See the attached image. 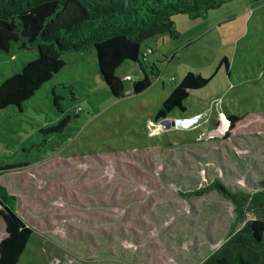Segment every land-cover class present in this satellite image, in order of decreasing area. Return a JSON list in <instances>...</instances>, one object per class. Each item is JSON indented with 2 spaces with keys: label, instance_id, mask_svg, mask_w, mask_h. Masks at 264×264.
<instances>
[{
  "label": "rangeland",
  "instance_id": "rangeland-1",
  "mask_svg": "<svg viewBox=\"0 0 264 264\" xmlns=\"http://www.w3.org/2000/svg\"><path fill=\"white\" fill-rule=\"evenodd\" d=\"M172 20L178 38L143 45L145 73L134 62L118 70L125 98L86 53L66 56L23 111H0V182L37 230L20 264H201L245 224L220 186L264 189V0ZM37 58L0 54V85ZM189 72L209 86L192 92L186 114L157 121ZM146 75L151 86L133 94ZM67 116L62 132L42 133Z\"/></svg>",
  "mask_w": 264,
  "mask_h": 264
},
{
  "label": "trees",
  "instance_id": "trees-1",
  "mask_svg": "<svg viewBox=\"0 0 264 264\" xmlns=\"http://www.w3.org/2000/svg\"><path fill=\"white\" fill-rule=\"evenodd\" d=\"M233 1L0 0V54L10 55L16 48L38 52L36 60L26 63L19 73L0 85V111L10 107L23 111L24 104L65 68L66 56L75 54L96 55L105 86L116 99L125 98L124 80L118 70L126 62H134L145 73L141 56L147 58L148 54L143 45L166 33L178 38L174 16L201 18ZM223 61L230 70L228 59ZM210 81L201 73L189 72L163 102L155 119L180 118L174 115L176 111L186 114L185 102L192 92L208 87ZM151 84L146 75L134 84L133 94L144 92ZM53 94L63 113V98L56 91ZM229 119L238 123L243 118L230 115ZM70 123L71 116H67L42 133L62 132ZM220 188L236 204L239 219L245 224L201 264H264V189L247 194ZM36 232L18 211V197L0 182V264H20Z\"/></svg>",
  "mask_w": 264,
  "mask_h": 264
},
{
  "label": "built area",
  "instance_id": "built-area-1",
  "mask_svg": "<svg viewBox=\"0 0 264 264\" xmlns=\"http://www.w3.org/2000/svg\"><path fill=\"white\" fill-rule=\"evenodd\" d=\"M126 79L131 81V80H133V76L132 75H127Z\"/></svg>",
  "mask_w": 264,
  "mask_h": 264
},
{
  "label": "crops",
  "instance_id": "crops-1",
  "mask_svg": "<svg viewBox=\"0 0 264 264\" xmlns=\"http://www.w3.org/2000/svg\"><path fill=\"white\" fill-rule=\"evenodd\" d=\"M77 55H85V54H75L74 56H77ZM92 55H94V54H92ZM94 57V56H93ZM96 57V56H95ZM79 59H83L82 57H78ZM188 117H190V115H187ZM187 116H185V117H187Z\"/></svg>",
  "mask_w": 264,
  "mask_h": 264
},
{
  "label": "bare ground",
  "instance_id": "bare-ground-1",
  "mask_svg": "<svg viewBox=\"0 0 264 264\" xmlns=\"http://www.w3.org/2000/svg\"><path fill=\"white\" fill-rule=\"evenodd\" d=\"M127 75H130V74H127ZM127 75H126V76H127ZM125 78H126V77H125ZM133 80H134V78H133ZM131 81H132V80H131Z\"/></svg>",
  "mask_w": 264,
  "mask_h": 264
},
{
  "label": "water",
  "instance_id": "water-1",
  "mask_svg": "<svg viewBox=\"0 0 264 264\" xmlns=\"http://www.w3.org/2000/svg\"><path fill=\"white\" fill-rule=\"evenodd\" d=\"M167 121H168V118H167Z\"/></svg>",
  "mask_w": 264,
  "mask_h": 264
}]
</instances>
